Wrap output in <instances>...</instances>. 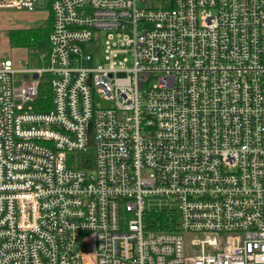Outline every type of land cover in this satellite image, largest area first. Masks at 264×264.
Returning <instances> with one entry per match:
<instances>
[{
  "label": "built area",
  "instance_id": "2783aa9c",
  "mask_svg": "<svg viewBox=\"0 0 264 264\" xmlns=\"http://www.w3.org/2000/svg\"><path fill=\"white\" fill-rule=\"evenodd\" d=\"M46 5L44 65L0 60V264H264V0Z\"/></svg>",
  "mask_w": 264,
  "mask_h": 264
},
{
  "label": "rangeland",
  "instance_id": "374dc122",
  "mask_svg": "<svg viewBox=\"0 0 264 264\" xmlns=\"http://www.w3.org/2000/svg\"><path fill=\"white\" fill-rule=\"evenodd\" d=\"M167 0H152V4L159 6L167 4ZM139 5L141 3L139 2ZM49 7H37L35 10H28L25 8L5 7L0 8V59L6 57H14L17 60L21 59V63L27 61L31 66H43L44 62L38 59L36 53L39 49L46 50L48 46V32H43V38L39 40L37 45L31 47L12 46L10 43L11 35L16 37L24 35L28 30L45 27L48 23ZM102 105L108 104L101 99L98 100ZM130 214L122 212V219L129 217Z\"/></svg>",
  "mask_w": 264,
  "mask_h": 264
},
{
  "label": "trees",
  "instance_id": "16d2710c",
  "mask_svg": "<svg viewBox=\"0 0 264 264\" xmlns=\"http://www.w3.org/2000/svg\"><path fill=\"white\" fill-rule=\"evenodd\" d=\"M156 1V0H153ZM167 5L172 3V0H167ZM52 24V17L49 15L48 23L45 27H39L30 29L24 35L16 37L14 34L11 35L10 43L12 46L19 47H31L37 45L39 40L43 38V32L49 31ZM36 105L43 109H49L52 107V90L50 87V74L44 73L40 78L39 94L36 100Z\"/></svg>",
  "mask_w": 264,
  "mask_h": 264
},
{
  "label": "water",
  "instance_id": "95a60500",
  "mask_svg": "<svg viewBox=\"0 0 264 264\" xmlns=\"http://www.w3.org/2000/svg\"><path fill=\"white\" fill-rule=\"evenodd\" d=\"M38 3L42 6L45 5V0H38ZM35 77H37L38 75L37 74H34ZM88 136H89V147H92V125L90 124L89 125V133H88Z\"/></svg>",
  "mask_w": 264,
  "mask_h": 264
},
{
  "label": "crops",
  "instance_id": "0c3cea01",
  "mask_svg": "<svg viewBox=\"0 0 264 264\" xmlns=\"http://www.w3.org/2000/svg\"><path fill=\"white\" fill-rule=\"evenodd\" d=\"M1 60V59H0Z\"/></svg>",
  "mask_w": 264,
  "mask_h": 264
}]
</instances>
